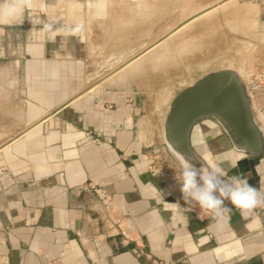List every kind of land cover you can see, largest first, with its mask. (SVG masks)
I'll list each match as a JSON object with an SVG mask.
<instances>
[{
  "label": "crops",
  "instance_id": "1",
  "mask_svg": "<svg viewBox=\"0 0 264 264\" xmlns=\"http://www.w3.org/2000/svg\"><path fill=\"white\" fill-rule=\"evenodd\" d=\"M45 1L20 0L31 6L14 22H0L8 40L16 41H8V49L20 51L14 66L27 83L22 103L38 114L0 145H8V169L0 174V264H264V206L247 220L233 209L217 222L185 204L174 178L179 171L172 168V177L148 172L158 159L135 132V101L106 88L76 98L82 93L71 87L78 57L85 61L84 78L94 75L86 30L73 22L49 23L59 16ZM70 98L76 99L46 119ZM202 144L229 176H247L264 195V156L231 167L236 156L220 129L206 121L191 133L198 156ZM163 159L173 165L169 155ZM176 201L179 210L165 203Z\"/></svg>",
  "mask_w": 264,
  "mask_h": 264
},
{
  "label": "rangeland",
  "instance_id": "2",
  "mask_svg": "<svg viewBox=\"0 0 264 264\" xmlns=\"http://www.w3.org/2000/svg\"><path fill=\"white\" fill-rule=\"evenodd\" d=\"M224 1L226 0H46L44 4H48V9L54 10L52 14L59 16L49 17V23L73 22L86 30L88 57L94 64L91 68L94 75L72 82V91L106 88L120 92L126 101H135L138 109L135 115V132L142 147L151 150L160 164L175 168L174 165L161 161L165 154L168 155L163 145L162 124L168 104L180 90L207 73L226 69L237 71L246 83L258 78L256 85H264V81L261 82L259 78L264 73V32L261 28L264 24V0H234L232 7H224L225 4L219 6ZM216 5L219 6L216 11L218 18L214 19L217 34L212 30V33L208 32L210 29L207 30L206 26L205 34L201 33L204 27L192 28L195 25L193 21V25L190 23L163 40L164 36L171 34L172 30L190 18L195 19L197 15L200 16ZM236 9L245 10L233 19L231 15H226L230 10ZM45 13L48 15V12ZM0 22L7 23L1 19ZM34 28L29 24V29ZM29 29L28 32L31 33ZM0 35V41L5 43L3 50H0L1 145L16 132V127L26 124L29 117L30 121L34 120L38 114L30 115L20 97L25 87L27 88L20 68L14 66L20 51L13 45L14 49H8V41H16L12 37L8 40L1 28ZM24 38L23 35L21 40ZM29 40H32L31 34ZM156 41L161 42L152 49L157 53V58L152 59L153 63L149 60V63L148 54L152 51L145 52ZM160 48L164 53L158 57ZM131 60L139 61L143 68L138 66L134 72L123 75ZM101 78L102 82L99 83ZM258 116L263 119L259 114ZM205 121L215 125L212 120ZM22 135L23 133L20 136ZM4 146L0 150L3 152L0 154V174L8 169V149L3 148Z\"/></svg>",
  "mask_w": 264,
  "mask_h": 264
},
{
  "label": "water",
  "instance_id": "3",
  "mask_svg": "<svg viewBox=\"0 0 264 264\" xmlns=\"http://www.w3.org/2000/svg\"><path fill=\"white\" fill-rule=\"evenodd\" d=\"M84 65V59L78 57L76 78L85 77ZM69 103L51 111L46 119ZM205 120H212L220 129L234 156L241 150L242 158L264 156V124L237 71L226 69L207 73L180 90L168 104L162 124L163 145L178 171L177 152L199 159L191 145V132ZM193 163L200 166L197 160Z\"/></svg>",
  "mask_w": 264,
  "mask_h": 264
},
{
  "label": "clouds",
  "instance_id": "4",
  "mask_svg": "<svg viewBox=\"0 0 264 264\" xmlns=\"http://www.w3.org/2000/svg\"><path fill=\"white\" fill-rule=\"evenodd\" d=\"M30 6L20 0H0V19L14 22ZM242 156V150L238 151L231 167L235 168ZM175 158L179 163V175L174 178L179 185L181 199L185 204H194L211 214L217 222L225 221L233 209L241 214L242 219L247 220L255 209L264 206L262 190L249 184L245 175L229 176L228 171L221 166L220 158L207 144H202L199 159L180 152L175 154ZM193 160H197L200 166L197 167ZM152 188L163 200L162 192L153 185ZM165 203L170 208L181 209L180 201ZM255 223H260L258 217Z\"/></svg>",
  "mask_w": 264,
  "mask_h": 264
},
{
  "label": "bare ground",
  "instance_id": "5",
  "mask_svg": "<svg viewBox=\"0 0 264 264\" xmlns=\"http://www.w3.org/2000/svg\"><path fill=\"white\" fill-rule=\"evenodd\" d=\"M173 1V0H172ZM210 1V0H209ZM233 1L234 0H226V1H224L222 4H219V6L220 5H224V7L226 6V7H232L233 6ZM219 6H217L216 5V7L215 8H210L209 10H206L203 14H201L200 16L199 15H197V17H195V19L192 17V19L190 18V20H188L186 23H184V24H182L181 26H179V27H177V28H175L174 30H172V32H171V34H169L168 36H164L163 38V40H166V39H168L171 35H173V34H175V33H177V32H179L181 29H183L184 27H186L188 24H190V23H192L193 21H195V25H193V23L191 24V25H193V26H191L192 28L195 26V28L197 27V26H199L200 28H202V27H204V29H203V31H202V29H201V33H204L205 34V32L204 31H207L208 30V28L210 29V30H208V32H211L212 33V31H215V34H217L216 33V25H215V18L217 17V15H216V11L217 10H219L218 9V7ZM242 6V5H241ZM207 7V6H206ZM238 7V6H237ZM249 9H250V7H249ZM189 10V9H188ZM192 10V9H191ZM229 10V9H228ZM245 10V9H244ZM243 9H236V10H230V12H228V14H226L227 16L229 15H231L230 17L233 19V18H235L236 17V15H238L239 13H242L243 11H244ZM247 12H248V10H246ZM246 12V13H247ZM250 12V11H249ZM245 13V12H244ZM223 15H225L224 13H223ZM223 17V16H222ZM213 18V19H212ZM218 18V17H217ZM194 19V20H193ZM215 19V20H214ZM215 21V22H214ZM220 21V20H219ZM216 24H218V23H216ZM236 24V23H235ZM202 26V27H201ZM205 26L207 27V30H206V28H205ZM191 27H190V29H191ZM198 28V27H197ZM199 28V29H200ZM198 29V30H199ZM223 29V28H222ZM197 30V29H196ZM212 30V31H211ZM207 32V34H210V33H208ZM223 32V31H222ZM182 33V32H181ZM199 33H200V30H199ZM214 33V32H213ZM203 34V35H204ZM223 35V34H222ZM123 36V35H122ZM188 36V35H187ZM202 36V35H201ZM212 36H216V35H213L212 34ZM156 37V36H155ZM195 37V36H194ZM226 37V36H225ZM213 38H215V37H213ZM224 38V37H223ZM216 40V39H215ZM160 41V40H159ZM159 41H156L153 45H152V47H149L148 48V51H146L145 52V54L146 53H149L150 51H152V49H154V47H156V46H158L161 42H159ZM222 41V40H221ZM169 43V42H168ZM183 43V42H182ZM219 43V42H218ZM217 42H216V44H218ZM224 43H226V42H224ZM147 44V43H146ZM213 44H214V42H213ZM240 44V43H239ZM242 44V43H241ZM229 45H230V43H229ZM225 46V45H224ZM148 47V46H147ZM226 47H228V46H226ZM225 47V48H226ZM163 49H164V47H163ZM178 50V49H177ZM144 51V50H143ZM159 51H160V53L158 52V50H157V52L159 53L158 54V57H159V55L162 53H164L162 50H161V48L159 49ZM162 51V52H161ZM179 52V51H178ZM155 50H153L150 54H148V57H150V59L148 58L147 60H148V62H149V60H150V62L152 61V59L153 58H155V60H156V58H157V53H156V57H155ZM202 54V53H201ZM223 55V54H222ZM137 56H139V55H137ZM197 56V55H196ZM205 57V56H204ZM207 58V57H206ZM223 59V58H222ZM146 60V59H145ZM132 61V62H131ZM130 61V63H128V66H129V68H128V70H126V71H124V73H123V75H129L130 73H132V72H134L135 71V69H137V68H139L140 66H142L143 64H140L139 65V61L138 62H135L136 60H131ZM223 61V60H222ZM96 62V61H95ZM143 62H144V60H143ZM148 62H145V63H148ZM149 62V63H150ZM156 62V61H155ZM198 62V61H197ZM208 62V61H207ZM151 63H153V61L151 62ZM184 64V63H183ZM231 65V64H230ZM139 66V67H138ZM185 66V65H184ZM123 68V67H122ZM142 68H143V66H142ZM145 68H146V66H145ZM125 69V68H124ZM119 70H120V68H119ZM118 70V71H119ZM121 71V70H120ZM114 72V71H113ZM128 73V74H127ZM111 74V73H110ZM118 74V73H117ZM148 75V74H147ZM111 76V75H110ZM112 77V76H111ZM145 77H147V76H145ZM151 78V77H150ZM243 79V78H242ZM139 80V79H138ZM148 80V79H147ZM98 82L100 83V82H102V78L100 79V80H98ZM98 82H96V83H98ZM97 86V85H96ZM95 87V86H94ZM88 91V90H87ZM87 91H81L82 93H80V95L82 96L85 92H87ZM79 96V95H78ZM78 96H76V97H78ZM76 98H73L71 101H73V100H75ZM69 100V101H70ZM68 101V102H69ZM67 102V103H68ZM256 111V113H257V116H258V114L263 118V116L260 114V113H258L257 112V110H255ZM258 118H259V120L264 124V121H263V119H261L259 116H258ZM47 121V120H46ZM40 122L41 121H39V122H37V123H35L34 125H32L31 127L32 128H34L36 125H38V124H40ZM43 123V122H42ZM47 123V122H46ZM31 128V129H32ZM194 129V128H193ZM193 131V130H192ZM192 133V132H191ZM8 145L6 144L3 148H5V147H7ZM0 149H1V147H0Z\"/></svg>",
  "mask_w": 264,
  "mask_h": 264
},
{
  "label": "built area",
  "instance_id": "6",
  "mask_svg": "<svg viewBox=\"0 0 264 264\" xmlns=\"http://www.w3.org/2000/svg\"><path fill=\"white\" fill-rule=\"evenodd\" d=\"M262 81H264V73L263 75H260L259 77ZM258 78H255L253 80H250L249 83H246L245 82V86L247 88V91H248V94L252 100V103L254 105V108L257 110L258 113H260L263 118H264V85H256L257 84V81L256 80ZM95 141V140H94ZM160 162V161H159ZM159 162L156 161V163H152L148 166V172L150 175H161V176H165V177H172L174 176L173 174V170H172V167H167L165 166L164 164H160ZM172 171H171V170ZM174 171H175V168H173ZM90 190H93L95 191V189H93V187H91ZM105 207H107V203L104 205ZM202 213H205L204 211L200 210ZM206 214V213H205ZM115 224H116V227H118V230L120 232V235H122L123 237H127L126 236V232L122 230L121 227V221L119 219H117L115 221Z\"/></svg>",
  "mask_w": 264,
  "mask_h": 264
}]
</instances>
